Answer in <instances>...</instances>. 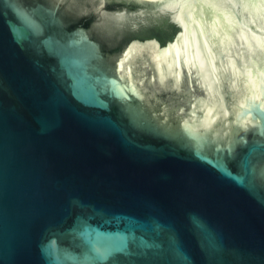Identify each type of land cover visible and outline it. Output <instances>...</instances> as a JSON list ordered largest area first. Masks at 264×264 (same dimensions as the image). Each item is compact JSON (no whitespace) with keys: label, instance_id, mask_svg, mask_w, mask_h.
<instances>
[{"label":"water","instance_id":"obj_1","mask_svg":"<svg viewBox=\"0 0 264 264\" xmlns=\"http://www.w3.org/2000/svg\"><path fill=\"white\" fill-rule=\"evenodd\" d=\"M0 264H264V0H0Z\"/></svg>","mask_w":264,"mask_h":264}]
</instances>
